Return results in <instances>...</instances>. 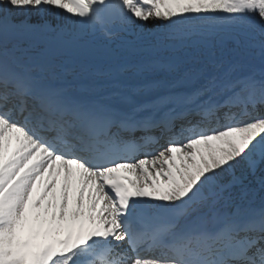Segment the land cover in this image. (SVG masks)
I'll return each instance as SVG.
<instances>
[{"label":"snow or ice","instance_id":"6c2138e0","mask_svg":"<svg viewBox=\"0 0 264 264\" xmlns=\"http://www.w3.org/2000/svg\"><path fill=\"white\" fill-rule=\"evenodd\" d=\"M0 264H264V0H0Z\"/></svg>","mask_w":264,"mask_h":264}]
</instances>
